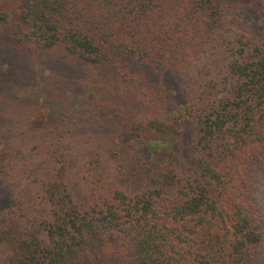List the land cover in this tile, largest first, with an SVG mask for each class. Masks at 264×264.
<instances>
[{"label": "trees", "instance_id": "obj_1", "mask_svg": "<svg viewBox=\"0 0 264 264\" xmlns=\"http://www.w3.org/2000/svg\"><path fill=\"white\" fill-rule=\"evenodd\" d=\"M239 1L0 0V264H264Z\"/></svg>", "mask_w": 264, "mask_h": 264}, {"label": "rangeland", "instance_id": "obj_2", "mask_svg": "<svg viewBox=\"0 0 264 264\" xmlns=\"http://www.w3.org/2000/svg\"><path fill=\"white\" fill-rule=\"evenodd\" d=\"M235 11H233L234 15L237 17L238 19V23L236 25H234L232 28L234 31L236 32H246L248 34H251V32L253 33V29L255 27L256 24L261 23V21L257 20L256 15L253 13L252 9H250L248 4H245V0H240L239 1V5L236 6V8L234 9ZM174 75H167V80L171 81V79H173ZM41 89H46V85H41L40 86ZM40 92H43L42 90L39 89ZM11 93V92H9ZM55 94L53 93V96L51 97L54 98ZM43 97V96H42ZM18 108H34L37 111H44V107H45V103H43L42 100H38L35 101L33 100L32 102H29V106L28 105H23L21 103H18L17 105ZM2 118V117H1ZM0 118V119H1Z\"/></svg>", "mask_w": 264, "mask_h": 264}]
</instances>
